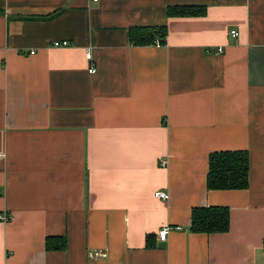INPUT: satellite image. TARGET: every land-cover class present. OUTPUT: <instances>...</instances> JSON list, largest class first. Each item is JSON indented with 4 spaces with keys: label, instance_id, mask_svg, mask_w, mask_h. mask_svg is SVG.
Returning <instances> with one entry per match:
<instances>
[{
    "label": "crops",
    "instance_id": "1",
    "mask_svg": "<svg viewBox=\"0 0 264 264\" xmlns=\"http://www.w3.org/2000/svg\"><path fill=\"white\" fill-rule=\"evenodd\" d=\"M215 151L248 189H207ZM205 206L227 233L189 231ZM1 216L0 264H264V0H0Z\"/></svg>",
    "mask_w": 264,
    "mask_h": 264
},
{
    "label": "trees",
    "instance_id": "2",
    "mask_svg": "<svg viewBox=\"0 0 264 264\" xmlns=\"http://www.w3.org/2000/svg\"><path fill=\"white\" fill-rule=\"evenodd\" d=\"M169 17L204 16L202 6H172L167 10ZM130 43L134 46H163L166 43V26L138 27L130 29ZM250 157L247 151H215L209 156L207 189L209 191L246 190L250 186ZM230 230V208L228 206L196 207L192 211L189 231L202 234H223ZM152 237L148 236L147 245L153 247ZM48 250H63L54 246L51 238L47 240Z\"/></svg>",
    "mask_w": 264,
    "mask_h": 264
},
{
    "label": "built area",
    "instance_id": "3",
    "mask_svg": "<svg viewBox=\"0 0 264 264\" xmlns=\"http://www.w3.org/2000/svg\"><path fill=\"white\" fill-rule=\"evenodd\" d=\"M94 1H98V0H94ZM239 36H240V32H239V31H237V30H231V31H230V37H231L232 39H238ZM53 45H54V47H67V46H69V42H68V41H62V42L57 41V42H55ZM218 51H219V52H222L223 49H222L221 47H219ZM32 54H34V52H32ZM86 59H87L88 61H91V60L93 59V58H92V54H91V52H87V54H86ZM96 72H97V68H96V66L91 65L90 68H89V73H90V74H95ZM163 165H165V162H163ZM155 197L158 198V199L166 200V199H168V194L159 191V192L155 193ZM0 218H1L0 220H1V221H4V222H8V221L11 220V218L4 217V216H1ZM173 230L181 231V230H183V228H182L181 226H176V227H165V228H163V229H161V230L159 231V233H158V238H159L161 241H165L166 238H167V236H168V233H169L170 231H173Z\"/></svg>",
    "mask_w": 264,
    "mask_h": 264
}]
</instances>
